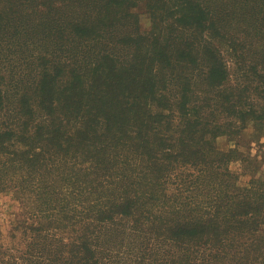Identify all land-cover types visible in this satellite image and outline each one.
I'll use <instances>...</instances> for the list:
<instances>
[{"label": "trees", "instance_id": "obj_1", "mask_svg": "<svg viewBox=\"0 0 264 264\" xmlns=\"http://www.w3.org/2000/svg\"><path fill=\"white\" fill-rule=\"evenodd\" d=\"M256 28L264 0H0V190L34 205L0 264H264V178L215 145L264 122L221 48Z\"/></svg>", "mask_w": 264, "mask_h": 264}, {"label": "rangeland", "instance_id": "obj_2", "mask_svg": "<svg viewBox=\"0 0 264 264\" xmlns=\"http://www.w3.org/2000/svg\"><path fill=\"white\" fill-rule=\"evenodd\" d=\"M140 20L142 27H149L150 17L148 14H141ZM237 32L236 27L234 33L237 34ZM250 34L254 35L243 37L240 41L233 39L234 41H232L235 43L233 47H230L226 42L221 48L224 60L230 70L231 84L240 87L246 84V87L249 88V96L252 99H258L255 94L256 90H254L255 83H253L256 82L253 81L255 77L248 79L244 74L249 72L253 75L252 69L257 64V66L264 68V35L260 28L252 30ZM215 145L223 151H228L231 148L239 149L240 154L236 153V156H233L229 163V168L238 176L239 185L247 186L249 180L254 177L264 178V122L256 125L249 124L240 138L237 139V143L236 140L221 135L215 140ZM172 165H175L173 174L181 170L179 179L186 178L187 173L191 171L189 170L191 167L179 163ZM179 179L177 176L172 178L173 188L176 187ZM28 208L30 207H25L13 191L0 190V244H3L5 248L17 247L22 249L25 246L27 235H24L22 228L17 229V226L20 225L21 221L28 218V210L33 211L34 205H31V209ZM31 221L28 218V222Z\"/></svg>", "mask_w": 264, "mask_h": 264}]
</instances>
